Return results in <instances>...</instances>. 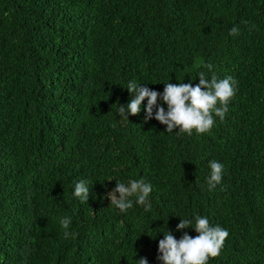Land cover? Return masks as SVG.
Returning a JSON list of instances; mask_svg holds the SVG:
<instances>
[{
	"label": "trees",
	"instance_id": "trees-1",
	"mask_svg": "<svg viewBox=\"0 0 264 264\" xmlns=\"http://www.w3.org/2000/svg\"><path fill=\"white\" fill-rule=\"evenodd\" d=\"M208 63L236 81L210 132H166L147 100L119 117L130 81L162 94ZM134 179L151 207L121 213L107 193ZM196 215L229 233L208 264H264V0H0V264H162Z\"/></svg>",
	"mask_w": 264,
	"mask_h": 264
},
{
	"label": "clouds",
	"instance_id": "clouds-1",
	"mask_svg": "<svg viewBox=\"0 0 264 264\" xmlns=\"http://www.w3.org/2000/svg\"><path fill=\"white\" fill-rule=\"evenodd\" d=\"M230 36L239 35L238 27L234 26L229 31ZM211 73L210 79L207 73L201 71L198 74L199 83L192 86L191 83H167L164 84L163 93L140 87L136 82L130 81L127 90L134 94V98L126 106L118 107L119 117L126 119V115H137L141 111L142 102L147 100L145 121L153 118L162 125H166V132L179 129L178 134L188 136L210 132L215 124L216 118L221 121L226 116L228 104L236 94V81L232 77L218 79L211 63L203 65ZM161 100L167 105V111L157 106ZM210 176L207 180L209 190L214 189L222 181L224 166L218 161H210ZM152 191L150 184L143 179L129 180L127 185L116 182L115 188L107 193V198L121 213H126L135 204L144 206L147 211L151 204L148 200ZM118 194V195H117ZM74 197L81 203H87L90 195L89 182L78 181L74 187ZM61 227L65 229L64 236L68 238L73 235L68 231L71 217L65 216L60 220ZM189 227L194 228L197 235L189 236L185 233L177 240L170 232H163V239L158 243V259L162 264H208L210 259L217 258L229 233L219 225L211 226L206 217L196 215L194 219H183L177 225L176 230L181 231ZM138 264H148L146 258L137 261Z\"/></svg>",
	"mask_w": 264,
	"mask_h": 264
}]
</instances>
